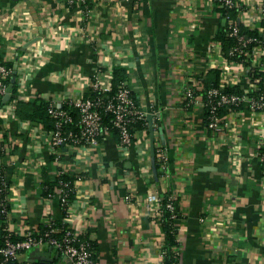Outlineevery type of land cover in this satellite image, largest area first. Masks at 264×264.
<instances>
[{
    "label": "crops",
    "instance_id": "crops-1",
    "mask_svg": "<svg viewBox=\"0 0 264 264\" xmlns=\"http://www.w3.org/2000/svg\"><path fill=\"white\" fill-rule=\"evenodd\" d=\"M221 14L204 0H89L72 7L66 0H0V59L17 80L28 75L17 83L19 100L77 98L97 70L123 66L145 119L153 115L154 148L166 153L168 164V173L156 167L155 180L147 120L125 148L110 132L95 147L63 146L57 154L43 125L20 119L16 110L5 116L0 106V169L9 204L0 242L5 229L21 237L51 221L93 241L98 264H163L164 235L156 205L147 200L157 192L175 198L179 264H264L257 122L245 109L239 125L232 118L230 131L212 132L200 94L194 102L185 97L189 81L201 88L217 72L208 69L206 55L223 26ZM58 168L75 176L66 214L57 195H41L43 169L52 177ZM39 249L43 260L28 251L16 262L72 264L56 258L60 251L50 245Z\"/></svg>",
    "mask_w": 264,
    "mask_h": 264
},
{
    "label": "built area",
    "instance_id": "built-area-1",
    "mask_svg": "<svg viewBox=\"0 0 264 264\" xmlns=\"http://www.w3.org/2000/svg\"><path fill=\"white\" fill-rule=\"evenodd\" d=\"M88 1L66 0V4L70 7L81 6ZM204 2L208 8L216 6L221 10L222 17L226 19L225 38L230 43L224 48L222 40L212 39L206 57L208 69L218 72L217 83L207 88H198L197 83L189 81L185 88V97L189 103L194 102V98L200 94L205 110V125L212 132L230 131L233 119V122L239 125L242 121L240 112L246 109L250 118L257 122V156L264 163V0H204ZM229 11L235 12L234 17L228 14ZM13 71L11 65L0 59V98L7 92ZM27 77L28 75L20 76L18 80L16 77L18 85L23 84ZM111 83L112 69L106 74L97 70L88 82L91 95L82 94L77 98L58 96L45 100L47 114L53 121V127L51 130H45V134L53 152L58 154L63 146L75 149L95 147L100 138L110 133L112 129L116 131L119 144L123 148L131 144L133 140L131 122L143 119L145 114L139 109L127 81L119 84L115 90L112 89ZM16 99H19L18 93ZM1 109L5 116L14 114L15 101L11 100V93L9 101L3 104ZM105 115H110V124L103 122ZM0 149L5 148L0 146ZM233 150L234 158L238 160L239 144L236 142ZM156 151L161 170L168 173L166 153L162 149ZM64 172L59 170L56 175ZM69 185L68 181H64L57 188L58 200L66 209L69 205L67 195L71 191ZM6 186L4 173L0 169V220L3 221L8 215L9 207ZM51 197L49 194L48 198ZM129 197L126 196L127 199ZM147 200L156 205L157 223L166 212L172 218H176L175 198L172 194L160 195L153 192L147 196ZM51 224L48 221L43 232L27 231L16 239H12L11 232L5 229L6 233L0 244V264L16 261L20 253L40 248L45 244L58 249L72 264H98L89 241L81 239L68 227L60 236H55L59 229ZM173 251L180 259L181 246L174 247ZM164 253L161 245V257Z\"/></svg>",
    "mask_w": 264,
    "mask_h": 264
},
{
    "label": "trees",
    "instance_id": "trees-1",
    "mask_svg": "<svg viewBox=\"0 0 264 264\" xmlns=\"http://www.w3.org/2000/svg\"><path fill=\"white\" fill-rule=\"evenodd\" d=\"M72 7V6H71ZM226 12L223 13L225 15ZM229 15L234 17L235 12L234 11H229ZM226 29V26H218V31L215 34L214 38L220 39L223 41L224 48L227 46V43H230L229 40L225 38V33L224 30ZM211 71V70H209ZM127 69L123 66L115 65L112 67V89L115 90L119 84H121L124 81H127ZM10 82V80H9ZM217 83V72L213 71L212 73V78L210 81L207 83L205 82L204 88H207L210 85H215ZM16 90H17V82L15 81L12 90H11V100L14 99L15 101V110L16 114L19 116L20 119L23 120H28L32 123H37L43 125L47 130H51L53 127V121L49 117L46 111V101H44L41 98H33L27 101H22L19 99H16ZM131 93L133 95V92L131 90ZM91 91L88 88L87 92L85 95H91ZM134 97V95H133ZM135 98V97H134ZM104 123L110 124L111 123V117L110 115H105L104 116ZM147 124H146V119L145 117L143 119H135L133 122H131V131L134 132L135 130L138 129H146ZM111 132H115V130H111ZM2 152L0 151V154ZM58 155L56 154L53 155V158H58ZM60 156V155H59ZM155 166L158 168L159 167V162H158V153L155 149ZM45 169V168H44ZM43 169V181L41 185V195L43 197H47L49 194L52 196V198L56 197L57 192L56 189L59 187V184L64 181H68L70 183L71 191L68 192L67 195V202L70 204L71 201L74 199V175H70L67 172H64L60 175H53L48 176ZM60 170V168H58ZM165 196V195H164ZM166 197V196H165ZM64 209V214H66V208L62 206ZM174 221L175 219L170 216L169 213L166 212V214L161 218V221L159 222L161 232L164 235V242L162 244V249L165 251L164 256L162 258L163 264H179V259L177 256L174 255L173 248L176 246H179V242L176 239V230L174 226ZM51 222V221H50ZM52 226L54 228L59 229L55 233V236H60V234L67 228V226L63 223H56V222H51ZM47 222L40 226V229L38 232H43L46 229ZM5 235V233H4ZM12 239L19 238L15 235H11ZM84 240H87L90 242L91 248L94 251V257H95V250H94V243L88 238H85ZM3 241L0 242V244ZM96 259V258H95ZM9 264H19L16 261L9 262Z\"/></svg>",
    "mask_w": 264,
    "mask_h": 264
},
{
    "label": "water",
    "instance_id": "water-1",
    "mask_svg": "<svg viewBox=\"0 0 264 264\" xmlns=\"http://www.w3.org/2000/svg\"><path fill=\"white\" fill-rule=\"evenodd\" d=\"M225 21H226V19L223 18L221 21V24L224 25ZM15 81H16V70L13 71V74L10 77V82L7 86L6 94L0 98V106H2L3 104H5L6 102L9 101L10 93H11V90H12V87H13ZM146 120L148 122V128H149V134H150V156H151L152 174H153L155 180H157V169L155 166V148H154V136H153V115L147 114ZM51 250H52V248L49 249V252H51ZM43 253L44 252H41V250L39 248H34V249L29 251L30 256L34 257L35 260H38V259L43 260L44 258H40V256ZM58 257H60L62 260L67 259V256L64 254H61L60 252L57 253L56 258H58Z\"/></svg>",
    "mask_w": 264,
    "mask_h": 264
}]
</instances>
